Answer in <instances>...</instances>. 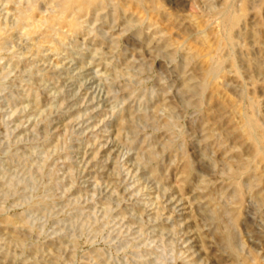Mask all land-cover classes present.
Segmentation results:
<instances>
[{"label":"rangeland","instance_id":"rangeland-1","mask_svg":"<svg viewBox=\"0 0 264 264\" xmlns=\"http://www.w3.org/2000/svg\"><path fill=\"white\" fill-rule=\"evenodd\" d=\"M70 2L0 0V264H264V0Z\"/></svg>","mask_w":264,"mask_h":264},{"label":"bare ground","instance_id":"bare-ground-1","mask_svg":"<svg viewBox=\"0 0 264 264\" xmlns=\"http://www.w3.org/2000/svg\"><path fill=\"white\" fill-rule=\"evenodd\" d=\"M65 2V1H64ZM86 3L85 4V6L86 5H88V4H93V3H95L94 2V0H71V2L69 3V5L67 6V8H66V6H65V8H66V10H69V9H71L73 6H76V5H79L80 3ZM106 2V1H105ZM67 3V2H66ZM66 3L65 4H63V5H66ZM97 3H98V0H97ZM97 3L95 4V5H97ZM102 3V2H101ZM33 7V6H32ZM84 7V6H83ZM89 7V6H88ZM35 8V7H34ZM60 8H63L62 6L60 7ZM85 8V7H84ZM99 8V7H98ZM83 9V8H82ZM228 9V8H227ZM61 10V9H60ZM64 10V9H63ZM66 10H64V12L61 10V12H63L62 13V15L59 17V15H57L58 17H59V19L60 20H67L66 19ZM88 10V9H87ZM73 10H71V12H72ZM83 11H84V9H83ZM224 12V11H223ZM74 13V12H73ZM76 13V12H75ZM222 14V13H221ZM70 15H71V13H70ZM223 18H224V23L227 25V29L229 28V27H233V25L235 24V18L232 16V14L231 13H229V11H225L224 12V14H223ZM27 18V17H26ZM80 18V17H79ZM23 19H25V17H23ZM22 19V20H23ZM21 20V21H22ZM26 21V20H25ZM77 20H75L74 19V16H73V20H71L70 21V23L72 24V25H75V22H76ZM23 22V21H22ZM69 22V21H68ZM78 22V21H77ZM79 26H80V24H79ZM226 27V26H225ZM233 28H231V30H232ZM3 30V29H2ZM229 30V29H228ZM73 32V31H72ZM230 36V35H229ZM5 38V37H4ZM226 41H227V39H226ZM6 43V42H5ZM228 43H229V41H228ZM227 45V44H226ZM229 45H230V43H229ZM228 45V46H229ZM1 51V50H0ZM213 62H216V61H213ZM222 62V61H221ZM226 62V61H225ZM213 64V63H212ZM214 65V67L217 65V68H220V66L222 65L221 63L220 64H218V62H216V65L215 64H213ZM210 66L212 67V65L210 64ZM222 68V67H221ZM220 68V69H221ZM205 69V68H204ZM203 69V70H204ZM207 69V68H206ZM209 70V69H208ZM222 70V69H221ZM221 70H219V71H221ZM205 71V70H204ZM204 71H202V72H204ZM214 71H215V69H214ZM213 71V72H214ZM218 71V70H217ZM218 71V72H219ZM212 72V73H213ZM217 72V73H218ZM210 75H213V74H210ZM217 74H215L214 76H216ZM194 78V77H193ZM197 79H198V82L200 83V81H199V78L197 77H195L194 78V81L193 82H195V80L197 81ZM197 82V83H198ZM191 83V82H190ZM187 84V83H186ZM194 86H196L195 85V83L193 84ZM207 84H205V86H206ZM191 86V85H190ZM189 86V87H190ZM208 86V85H207ZM206 86V89L208 88ZM192 87V86H191ZM201 87H203V85L201 86ZM192 88H194V87H192ZM192 88H190V89H192ZM200 88V87H199ZM203 89H204V87H203ZM203 89H201L200 88V90H202L203 91ZM191 91V90H190ZM189 91V92H190ZM203 93V92H202ZM204 99V98H203ZM36 100H37V97H36ZM37 102H38V100H37ZM126 121V120H125ZM246 122V130L248 131L247 133H249V135H250V137L252 138V140L254 141V144H255V154H254V158H253V160L255 159V163H260V161H263L264 160V146L262 145V147L259 145V142L257 141V139L255 138V132L257 131V125H256V123L253 121V120H248L247 119V121H245ZM126 124V123H125ZM245 125V124H244ZM208 129V128H207ZM245 130V129H244ZM243 129H242V131L241 132H243L244 131ZM246 132V131H245ZM244 134V133H243ZM215 136V135H214ZM250 137L248 138L247 136H246V138H248V140L250 139ZM256 137H257V135H256ZM207 138V137H206ZM260 138V137H259ZM217 141V140H216ZM250 141V140H249ZM261 141V140H260ZM220 142H221V140H220ZM252 142V141H251ZM220 144V143H219ZM252 151V150H251ZM252 156V155H251ZM250 160V159H249ZM242 161V160H241ZM246 161V160H245ZM249 162V161H248ZM254 162V161H253ZM263 162H261L259 165H261ZM252 164H254V163H252ZM190 165H192V163L190 162ZM257 165V164H256ZM258 166V165H257ZM262 166H263V164H262ZM190 167V166H189ZM254 168V167H253ZM261 168H263V167H261ZM196 170V169H195ZM247 171H249L248 169H247ZM251 171H253V170H251ZM232 175V174H231ZM227 177V176H226ZM231 177V176H230ZM227 178H229V177H227ZM253 180V179H252ZM242 184V183H241ZM245 186H246V183H245ZM245 186H244V188H245ZM241 187V186H240ZM253 188H255V186L253 187ZM240 189V188H239ZM246 189V188H245ZM245 195V194H244ZM263 195V194H262ZM239 202V201H238ZM224 211V210H223ZM230 212V211H229ZM225 215V214H224ZM228 215V214H227ZM220 216H221V213H220ZM222 217V216H221ZM223 217H225V216H223ZM228 217V216H227ZM225 220V219H224ZM28 228V227H27ZM232 228H234V227H232ZM26 230H28V229H26ZM29 232V231H28ZM17 233V232H16ZM21 238V236L19 237V239ZM18 239V238H17ZM20 240H22V238L20 239ZM20 240H19V242H20ZM17 243V242H16ZM234 243H235V241H234ZM14 244H15V242H14ZM39 264H40V262H39Z\"/></svg>","mask_w":264,"mask_h":264}]
</instances>
